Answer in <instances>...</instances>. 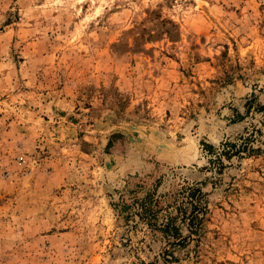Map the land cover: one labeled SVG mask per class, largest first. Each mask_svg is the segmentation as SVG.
<instances>
[{
    "label": "rangeland",
    "instance_id": "rangeland-1",
    "mask_svg": "<svg viewBox=\"0 0 264 264\" xmlns=\"http://www.w3.org/2000/svg\"><path fill=\"white\" fill-rule=\"evenodd\" d=\"M0 264H264V0H0Z\"/></svg>",
    "mask_w": 264,
    "mask_h": 264
},
{
    "label": "trees",
    "instance_id": "trees-1",
    "mask_svg": "<svg viewBox=\"0 0 264 264\" xmlns=\"http://www.w3.org/2000/svg\"><path fill=\"white\" fill-rule=\"evenodd\" d=\"M205 146H206L209 150H212V149L214 150V146H212V145L205 144ZM222 146L224 147V149H223L224 151H223V152H224L225 154H228V153H229V151L226 150V148H228V147H231V148L233 147V148H235V147H236L235 144H232V143H230V142H226V143L222 144ZM191 217H192V216H191ZM192 218H193V217H192ZM194 219H195V218H193L192 221H194Z\"/></svg>",
    "mask_w": 264,
    "mask_h": 264
}]
</instances>
